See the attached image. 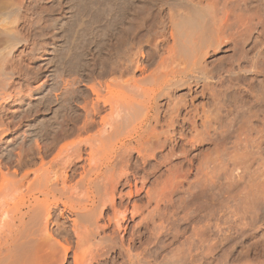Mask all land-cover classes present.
<instances>
[{"label": "bare ground", "instance_id": "6f19581e", "mask_svg": "<svg viewBox=\"0 0 264 264\" xmlns=\"http://www.w3.org/2000/svg\"><path fill=\"white\" fill-rule=\"evenodd\" d=\"M1 1L0 264H238L219 252L248 229L257 241L241 264H264L249 259L264 245V115L256 126L251 104L263 108L264 87L248 85L247 117L231 131L220 91L214 112L197 103L222 82L208 59L227 41L234 86L264 71V0H93L99 12L92 0H51L61 14L50 44L33 37L34 7ZM166 5L170 30L154 24ZM81 29L94 44L78 54ZM20 47L39 55L31 68ZM236 93L228 116L241 110ZM231 166L248 185L224 187Z\"/></svg>", "mask_w": 264, "mask_h": 264}, {"label": "rangeland", "instance_id": "374dc122", "mask_svg": "<svg viewBox=\"0 0 264 264\" xmlns=\"http://www.w3.org/2000/svg\"><path fill=\"white\" fill-rule=\"evenodd\" d=\"M1 1V0H0ZM3 1V0H2ZM2 1H1V3H2ZM5 2L7 1V0H4ZM16 1H18V0H15V1H13V2H16ZM46 1V2H45ZM90 1V0H89ZM93 1V0H92ZM91 1V2H92ZM95 1V0H94ZM94 1L92 2V4L90 5V8H92V10H93V12H99V9H100V11L103 9V4H102V6H101V8H97V10L98 11H96L95 9V7L94 6H96L97 4L96 3H94ZM147 1H149V0H147ZM152 1V0H151ZM11 2H12V0H11ZM19 2V1H18ZM28 2V3H27ZM51 0H24V5L25 6H28V8H29V10H31L33 7V11L31 10V12H29V15H32V21L33 22H35V23H32L33 24V37L34 38H36L37 40H38V42L40 43H43V44H50L51 43V41H55L56 39H53L54 37H55V33H54V29L52 28V27H48L50 24V22H49V19H51V18H53V17H55V16H58V15H60L61 13H60V11L58 12V11H56V9L53 7V5L51 4ZM86 2L88 3V1L86 0ZM91 2H89V3H91ZM207 2V1H206ZM45 4V5H44ZM94 4V5H93ZM96 4V5H95ZM31 5V6H30ZM50 5H52L51 7H49ZM88 6H89V4H87ZM130 5V4H129ZM43 6V7H42ZM92 6V7H91ZM131 6H133V5H131ZM167 6V7H166ZM162 10H161V8L159 7L158 8V12L159 13H161L160 15H161V17L163 18H159V20H157V21H155L154 22V24L156 23V22H158V24L160 25V22L161 21H165V23L166 24H168L167 26H169V30H170V27H171V25L172 24H170V19H171V17L169 16L170 14H171V10L168 8V7H170V6H168V5H166ZM30 7H32V8H30ZM104 7H106V6H104ZM39 8V9H38ZM46 8V9H45ZM47 8L50 10H48L47 11ZM94 8V9H93ZM178 8V9H177ZM177 8L175 9V12H177V10H180V8L177 6ZM41 9H42V11H41ZM44 9H45V11H44ZM53 9V10H52ZM167 9V10H166ZM36 10V11H35ZM40 10V11H39ZM51 10H52V13H51ZM55 10V11H54ZM90 9H88V11H89ZM159 10H161V12L159 11ZM169 10V11H168ZM37 12V13H35V12ZM41 12V13H40ZM45 12V13H44ZM44 13V14H43ZM159 13H157L158 15H157V18L156 19H158V17H159ZM165 13V14H164ZM53 14V15H52ZM56 14V15H55ZM40 15H42V16H40ZM52 15V16H51ZM48 16H49V18H48ZM31 17V16H30ZM42 17L44 18V19H46V21H44V19H42ZM88 18V17H87ZM170 18V19H169ZM42 19V21H39V20H41ZM88 19H90V17L88 18ZM162 19V20H161ZM39 22H38V21ZM154 20V19H153ZM43 21H44V23H43ZM48 21V22H47ZM90 21H92V20H89L88 21V23H90L89 25L91 26V22ZM43 23V25L44 24H46V29L44 28L45 27V25L43 26V29L41 28V26H42V24L41 23ZM88 23H86L85 24V26L86 25H88ZM39 24V25H38ZM41 24V25H40ZM49 24V25H48ZM157 24V23H156ZM155 24V26H159L158 24L156 25ZM48 25V26H47ZM88 25V26H89ZM84 26V27H85ZM48 27V28H47ZM88 28H90L91 29V27H88ZM40 29V30H39ZM76 29V28H75ZM75 29H72L74 32H75ZM90 29H87V30H89V31H87L86 30V33L87 32H89L90 33V35L88 36V39H86L87 38V35L89 34V33H87V35H85L84 34V32H85V30L83 31V29H81V30H79L80 31V33H82V34H84V35H82V34H80L79 33V31H78V38L76 37V39H75V48L77 49V48H79L80 46H81V48H79L78 50H76V51H78V52H76V53H85V51L87 50V49H89L91 46H93V42L92 41H94L93 39H92V37L94 36V33H93V31H90ZM72 30H70V32L72 31ZM47 31H48V33H47ZM45 32V33H44ZM53 32V33H52ZM69 32V31H68ZM91 32H92V35H91ZM42 33H44L43 35H42ZM71 33H73V32H71ZM53 34H54V36H53ZM69 34V33H68ZM68 34H66V36L68 35ZM73 34H75V33H73ZM255 34L257 35L258 33L257 32H255ZM40 35H42V36H40ZM82 37H84L85 38V40H84V38H82L81 39V36ZM40 36V37H39ZM66 36H65V38H66ZM77 36V35H76ZM80 36V37H79ZM91 36V37H90ZM38 37V38H37ZM68 37V36H67ZM71 37V36H70ZM69 37V39L68 38H66V39H68L66 42H71L70 41V38ZM78 39V40H77ZM80 39V40H79ZM36 40V41H37ZM87 40V43H85L84 41H86ZM77 41V42H76ZM90 41V42H89ZM80 42V43H79ZM84 43L83 44V46H82V43ZM91 42H92V45H91ZM234 43V41L233 40H230V41H227L224 45H222V47H221V49L219 50V51H216V53L214 52V53H212L211 54V58L209 57V59H208V61H209V69H213L214 67V69L216 70V72L214 73V75L215 76H217L216 74H220L221 75V77L223 78H221V80L220 81H222V82H218V80L217 79H211L210 80V84L211 85H209V87H208V89L207 90H205V95H204V99H203V97L201 98L204 102H202V100L201 99H199L198 101H197V103H198V105L199 104H201V106L200 107H202L204 104L206 105L205 106V108L207 107L208 108V110L210 111V112H214V110L216 109V105H215V103H214V101H213V99L210 97V92H214V91H217V92H219V101H221V103L223 104V107L221 108L222 110L220 111L221 112V115L222 116H224V118H223V124H224V130H228V131H231L232 129H234L235 128V125L241 120V119H244V116H246L247 117V113H245L244 115H243V113L244 112H246L245 110L247 109V106H248V104L252 101L251 99H253L252 98V94L249 92V94L248 93H246L245 94V92H248L249 91V86L253 83L254 85H259V87H264V83H262V81L260 82V78H261V80L263 79V81H264V78H262V77H264V75L263 74H258V73H263L264 71L262 70V71H259V72H257V71H255L254 73H252V75L251 74H241V76H242V78H241V83L239 84V86H234V84H235V82H234V80H233V78L232 79H230L232 76H229V75H231V74H229L228 72L227 73H225L226 72V70L230 67V65H231V63H230V61H232V58H233V55H235V53H236V51H238V49L235 51V45L233 44ZM247 44V43H246ZM246 44H244V46H245V49H247L248 47H251L252 45H251V40L249 41V43L246 45ZM251 46H250V45ZM242 45V44H241ZM78 46V47H77ZM85 46H86V49H85ZM90 46V47H89ZM235 46V47H234ZM251 48H253V47H251ZM251 48H249L250 50L248 51L249 52V54H250V52L252 53V52H254ZM22 49H25L26 50V48H23V47H20L19 48V50L15 53V56L18 58V56L17 55H19V54H21V53H23L24 55H28L29 54V56L31 57V62H30V59H29V57H28V60H27V58H26V60L24 61V63H25V65L27 66V65H30V66H28V68H31V66H33V62L34 61H37V59H38V57H39V55H37L36 53L34 54L32 51H29V49H27L26 51L24 50L23 52H19V51H22ZM82 49V50H81ZM84 49V50H83ZM248 50V49H247ZM256 51V50H255ZM25 52H26V54H25ZM29 52V53H28ZM110 52V51H109ZM18 53V54H17ZM31 53V54H30ZM75 53V54H76ZM109 54V53H108ZM253 54V53H252ZM252 54H250V55H252ZM34 55V56H33ZM34 57V58H33ZM89 57H90V54H89ZM87 58H88V56H87ZM74 61H77L76 59H74ZM78 61H80L81 62V59H79ZM83 62V61H82ZM220 62V63H219ZM229 62V63H228ZM211 64V65H210ZM233 64V63H232ZM82 65H83V63H82ZM221 65V66H220ZM223 66V67H222ZM228 67V68H227ZM96 69H98L97 67H95V72L96 71H99V70H96ZM223 71H222V70ZM226 69V70H225ZM191 72H193V74L195 75H198L197 73H196V71H192V69H189ZM214 70V71H215ZM222 72H221V71ZM195 72V73H194ZM218 72V73H217ZM257 72V74L258 75H260L259 77H258V75L257 74H255ZM244 75V76H243ZM257 75V76H256ZM240 76V77H241ZM246 76V77H245ZM248 77V78H247ZM257 77H258V79H257ZM22 77H20V79L19 78H17L16 77V81L17 82H22L23 81V79H21ZM228 79V80H227ZM246 79V80H245ZM252 80V81H251ZM253 80L255 81V82H253ZM257 80L260 82H257ZM233 81V82H232ZM245 81V82H244ZM250 82V83H249ZM257 82V83H256ZM262 83V84H261ZM246 84V85H245ZM245 85V86H244ZM249 85V86H248ZM254 85H252V87L254 86ZM258 85L256 86V87H250L251 89H253V90H259L260 88L258 87ZM234 86V87H233ZM244 86V87H243ZM245 87H246V89H245ZM248 87V88H247ZM234 88V89H233ZM255 88V89H254ZM257 88V89H256ZM259 88V89H258ZM236 89V90H235ZM262 89V88H261ZM260 89V90H261ZM264 89V88H263ZM231 91V92H230ZM232 91H233V93H232ZM237 93H236V92ZM239 91H240V93H239ZM245 91V92H244ZM250 91H252V90H250ZM183 93L185 92V91H182ZM181 92V93H182ZM237 94V96L239 97V99L237 98L236 99V101H237V104H235V107L233 106L232 108L234 109L235 108V110L237 109V110H240V112H238V113H236V115H230V116H228L227 115V111H226V109H227V104L228 105H230V106H232L231 104H233L234 105V100H233V102H232V98H230L231 97V95H233V94H235V93ZM244 92V94H242V95H239V94H241V93H243ZM256 92V91H255ZM231 93V94H230ZM239 93V94H238ZM229 94V95H228ZM207 95V96H206ZM224 96H225V98H224ZM247 100V101H245V99ZM208 99V100H207ZM229 99V100H228ZM244 100V101H243ZM235 101V102H236ZM201 102V103H200ZM232 102V103H231ZM244 102H248V104H245ZM224 103H226V104H224ZM243 103L246 105H244L243 106ZM209 104V105H208ZM251 104H252V108H253V110L255 111V112H257L258 114H259V116H254L255 118H253V121H254V123L256 124V126L257 125H259L260 127H262V120L261 119H263V116L262 115H264V112H263V108H264V106H263V108H261L260 107V110H259V108H256L255 109V106L253 107V104H254V102L252 103L251 102ZM251 104H249V105H251ZM212 106V107H211ZM238 106H240L239 108H237ZM242 106L244 107V108H242ZM250 107V106H249ZM257 107V106H256ZM207 108H206V110H207ZM246 108V109H245ZM251 108V109H252ZM207 110V111H208ZM243 111V112H242ZM236 112V111H235ZM234 112V113H235ZM256 114V113H255ZM261 115V116H260ZM246 117H245V119H246ZM256 117H258V118H256ZM259 117H260V119H259ZM262 117V118H261ZM238 119V120H237ZM258 119H259V121H258ZM233 120V121H232ZM232 121V122H231ZM226 122V123H225ZM257 122V123H256ZM227 125V126H226ZM231 126V127H230ZM258 126V128H260ZM238 128V126H236V128L235 129H237ZM247 130V126L244 128L243 127V132L244 131H246ZM246 134V133H245ZM243 135L241 134V136L240 137H242ZM229 139H230V141H229ZM236 139H237V136H233V137H228V140H227V142H228V145H227V147L229 146L230 148L232 147V146H230L231 144L233 145L234 144V142L236 141ZM230 150V149H229ZM230 167V166H229ZM228 167V169H226L225 171H227V172H225L224 174H223V178H222V182H223V184H224V187H226V188H228L229 186H231V187H241V188H243L244 186H246V185H248V180H249V176L247 175V176H243V173H242V176L241 175H239V174H241V172L239 173V171L238 170H236V168H234V166H231V168H229ZM233 169H235V170H233ZM229 170V171H228ZM238 171V172H237ZM234 173V174H233ZM230 174V175H229ZM225 176V177H224ZM239 176V177H238ZM230 177V178H229ZM237 177V178H236ZM235 178V179H234ZM240 178V179H239ZM243 178V179H242ZM246 178V179H245ZM248 178V179H247ZM231 179V180H230ZM242 179V180H241ZM254 182V181H253ZM244 183V184H243ZM250 184V183H249ZM253 184H255V182L253 183ZM252 184V182H251V186L253 185ZM244 185V186H243ZM224 198V197H223ZM226 199V198H225ZM233 201V200H232ZM232 201L230 200L229 201V203H226V202H228V200L225 202V204H234V203H232ZM231 202V203H230ZM183 224V223H182ZM183 227H188L187 225H185V224H183ZM264 229V227L263 226H261V229H259V230H263ZM264 231V230H263ZM251 232V233H250ZM254 231H252V230H250V229H248L244 234H242V233H239V234H237V236L235 235L234 237L235 238H232V239H230L228 242H226V244H225V246L223 247V249H222V251H220L219 252V255H221V258H228V259H230V258H232V259H235L236 260V262L238 263V264H241L245 259L244 258H241V257H243V255H244V253H243V251H245L246 250V248H244V247H246V246H250L249 244L251 243V244H254V241H257V240H255V238L253 239V236H254V234H256V233H253ZM248 233V234H247ZM252 234H253V236H252ZM149 236H151L150 234H149ZM151 237H153L154 238V236H151ZM262 238V237H261ZM261 238H260V240H261ZM147 239H148V236H147ZM149 239H150V237H149ZM148 239V240H149ZM164 240L165 241H168V240H170V236H166L165 238H164ZM183 240V239H182ZM151 241V240H150ZM250 242V243H249ZM253 242V243H252ZM263 242V241H262ZM177 244H179V243H174V245H173V243H172V246H169V247H167V249H165L164 251V253H168V252H171V250H173V249H175L177 246H179V245H177ZM244 245V246H243ZM264 245L261 243V244H259L258 245V249L256 248V249H253V250H251L252 252L250 253V256H249V259H252V262H257L258 260H262V261H264V247H263ZM175 247V248H174ZM244 249V250H243ZM167 251V252H166ZM224 256V257H223ZM245 258H247V257H245ZM243 260V261H242ZM255 260V261H254ZM257 260V261H256ZM240 262V263H239ZM258 262H260V261H258Z\"/></svg>", "mask_w": 264, "mask_h": 264}]
</instances>
